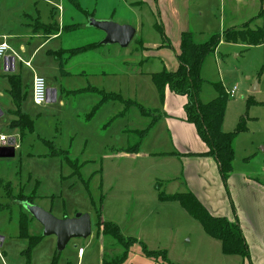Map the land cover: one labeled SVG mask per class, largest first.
I'll list each match as a JSON object with an SVG mask.
<instances>
[{
  "label": "crops",
  "instance_id": "crops-1",
  "mask_svg": "<svg viewBox=\"0 0 264 264\" xmlns=\"http://www.w3.org/2000/svg\"><path fill=\"white\" fill-rule=\"evenodd\" d=\"M260 1L220 0L218 10L215 7L217 0L132 2L131 5L136 7L148 6L151 10L154 9L159 17V26L157 24L154 27L160 33V41L152 42L150 37L145 36L150 42L147 43L142 34L134 38L132 51L140 54L141 58L137 64L142 65L143 61L148 63L150 59L158 61L157 71H145L144 76L149 78L162 69L174 72L178 66L183 33H191L195 41L197 38H204L206 41L211 35H222L226 29L239 28L250 20H255L259 12L263 11ZM106 2L108 3L104 6ZM111 2L112 0H0V44L6 43L10 48L0 70V124L3 132L13 138L16 146L12 158H0V213L17 209L15 218L12 215L0 217V264H55L57 253L61 252L57 250L55 237L43 236L42 227L30 218L27 219L28 232L22 231L20 223L21 219H26V215L24 206L17 202V198L19 200L32 191L29 187L32 180H40L49 171L54 175L61 174L58 166L66 162L59 155L60 152L70 159L72 165L89 161L90 158L85 153L89 145L87 139L71 154L76 124L83 123L85 126L94 122L99 115L106 119L112 117L121 120L126 113L129 46L120 48L117 45L102 44L105 35L88 25L91 19L129 25L121 13L124 8L126 11L123 12L126 14L128 1L114 0L113 3L119 5L110 8ZM192 4H195L193 9ZM207 7L214 17L219 13L221 22L218 33L208 26V16L204 17ZM103 10L109 12V15L97 17L96 14ZM191 16L195 17V32L191 31ZM251 22L248 27L257 29ZM163 36L169 41L171 48L163 41ZM220 44L244 46L228 44L223 40ZM86 45L91 46L89 50L78 54L72 52ZM146 53L151 56L144 57ZM135 74L139 76L143 73L136 72L133 76ZM34 75L43 77L47 88L55 90L54 102L49 96L45 105H33L31 86ZM155 91L160 101L158 92L156 89ZM256 91L257 88L254 92ZM106 94L119 96L121 99L105 101ZM120 100L125 103L122 104ZM185 103V97L165 90L164 101L160 102V106L164 115L162 117L167 118L171 151L169 154L149 153L140 157L171 159L179 164V177L174 180L182 183L184 191L181 193L193 194L213 217L225 218L230 222L237 220L249 249V257L242 259L240 264H264V188L262 190L254 184L255 180L252 181L244 173H232L225 189L215 160L205 155L206 145L199 139L194 126L185 121ZM107 106L109 107L106 108ZM117 106L119 109L115 110ZM110 107L113 113L108 111ZM53 118L56 125L40 127V123ZM175 118L178 119L177 122L173 120ZM160 119L161 114L150 126ZM65 123L69 127L66 133L71 137L67 136L65 144H58L57 138L63 130L58 125L63 126ZM45 129L48 131L47 135ZM35 145L38 152L27 150ZM120 152L122 151L117 150L114 157L122 158ZM72 174L78 173L75 171ZM228 186L232 190L231 194L226 192ZM173 209L176 210V206ZM63 215L66 214H62L59 219H64ZM14 219L15 229L10 231L9 224ZM38 236L40 238L33 245L31 239ZM97 239L101 264L104 245L101 238L97 236ZM74 241L71 240L68 244L78 246ZM80 249L83 250L81 254ZM85 254L86 251L81 246L78 247L77 264L83 263Z\"/></svg>",
  "mask_w": 264,
  "mask_h": 264
},
{
  "label": "rangeland",
  "instance_id": "rangeland-1",
  "mask_svg": "<svg viewBox=\"0 0 264 264\" xmlns=\"http://www.w3.org/2000/svg\"><path fill=\"white\" fill-rule=\"evenodd\" d=\"M113 1L110 8L119 5ZM127 1L128 10L124 14L123 8L121 13L126 17L129 26L135 29L134 38L142 34L147 43H150L148 37L152 42L160 41V33L154 27L157 24L159 26V17L153 11L154 9L151 10L148 6L131 5L137 0ZM261 4H263V11L259 12L257 18L251 23L256 25L257 29H261L263 43L257 46L218 45L215 52L209 54L202 64L199 100L201 103L207 104L224 96L222 132L236 133L239 128L242 129L236 134L233 141L232 173L234 175L246 174L252 181L255 180L254 184L263 190L264 0L260 1V7ZM219 5L220 0H217V6H215L217 10ZM191 7L193 9L195 4H192ZM207 9L204 17L208 16L209 18L208 26L218 33V26L221 22L219 13L217 12V17H214L210 13V8L207 7ZM107 15L109 12L105 10L96 14L97 17ZM80 16L82 17V15ZM194 21L195 17L191 16L193 23L191 31L193 32L196 29ZM215 24L217 27L214 28ZM248 29L253 30L249 27ZM145 36L148 37L145 38ZM134 38L128 47L129 75L127 81V99L133 104L126 108V113L121 120H115L112 117L106 119L99 115L94 122L85 126L83 123L80 125L75 123L77 125L74 127L76 135L74 141L72 140L74 148L71 150V154L84 139H87L89 145L85 153L90 158L89 161L85 164L74 165L63 163L58 166L59 173L61 171L60 175H54L52 171H49L40 180H32L29 184L32 191L27 192L26 196L24 195L26 198L33 197L34 206L50 213L57 219L62 214H66L62 216L64 219L69 216L73 218L76 214H87L90 217L91 236L87 239H75L74 242L78 243V246H73L72 243L68 244L63 251L57 253L55 264H57L58 258L59 264L62 262L77 264L76 256L80 246L86 251L82 264H100L97 230L100 234L102 226H98V222L116 225L125 239L134 238L137 242H141L149 252H165L166 259L171 264H240L241 257L224 255L220 242L210 238L200 223L185 213L177 202L159 201V194L165 197L172 196V194H180L184 188L182 183L174 180L179 177V164L174 163L171 159L140 157L149 153L169 154L171 148L166 127L167 118L162 117L164 116L162 106L155 95L156 88L151 78L144 76L145 71H157L158 61L150 59L148 63L143 61L142 65L137 64L141 58L140 54L132 51ZM203 39L197 38L196 41L199 43L204 41ZM149 56H151L150 53L144 55L146 58ZM136 72L143 74L133 76ZM216 86L221 87L222 91L220 92ZM232 88H236V93L233 98H230L227 92ZM256 88L257 91L254 92ZM151 96L154 97L152 101ZM140 108L150 114H161V119L151 127L150 123L154 120L153 114L143 115L139 111ZM116 109L119 107L117 106ZM111 110L112 107L108 109V111ZM173 120L178 121L176 118ZM47 124L50 127L56 125V120L49 119L45 123H40V127H45ZM102 124L105 125V128ZM61 126L58 125L63 130L57 138V143L65 144L67 136L71 137V135L66 133L69 128L66 123ZM143 130H146V134L137 152L141 155L133 156L128 153V149L137 140L135 133ZM47 134L48 131L45 129V135ZM27 150L35 153L39 149L35 145L28 147ZM117 150L122 151L120 152L122 158L114 157ZM75 171L78 174H72ZM226 192L231 194L232 190L229 189V186ZM17 202L23 206L27 204L19 201L18 198ZM173 206H176V210L173 209ZM15 211L1 212L0 217L12 215L15 218L17 216V211ZM24 212H26L25 206ZM14 224L15 219L9 224L10 231L15 229ZM139 243L130 248L127 259L122 264H167L161 260L162 254L160 253L155 258L147 257ZM119 251L120 247L111 240H106L103 248L105 256H114Z\"/></svg>",
  "mask_w": 264,
  "mask_h": 264
},
{
  "label": "trees",
  "instance_id": "trees-1",
  "mask_svg": "<svg viewBox=\"0 0 264 264\" xmlns=\"http://www.w3.org/2000/svg\"><path fill=\"white\" fill-rule=\"evenodd\" d=\"M251 21L253 20H250L239 28L226 29L222 35H211L206 41L200 43L195 41L191 33H183L180 39V54L177 58V69L174 72L162 69L160 72L151 75V81L158 92L161 103L164 101V92L166 89L176 96L186 98V103L183 107L185 121L194 126L199 139L206 145L207 152L205 155L215 160L221 181L225 188L227 187V181L233 168V141L236 134L239 131H242V129L239 128L236 133L222 132L221 126L224 118L225 98L224 96H220L218 99L213 100L210 103H201L199 100V93L202 84L200 71L205 58L209 54L215 52L221 40L228 44H246L247 46H257L263 43V34L261 29H248ZM161 35H163L162 32ZM163 39L164 42L166 41L165 43L167 46L171 48L169 41L165 38V36H163ZM90 47V45H86L74 49L72 52L74 54L83 53L89 50ZM216 88L220 92L222 91L221 87L216 86ZM104 98L105 101L109 99H121L119 96L112 94H106ZM120 101H122V104L125 103L123 100ZM131 104H133V102L126 101L127 107ZM139 111L143 115L150 114L142 108H140ZM152 114L154 116V120L152 121L153 123L158 120L159 114ZM145 134L146 130L135 133L137 140L133 146L129 147V154H137L138 148ZM59 155L66 163L72 165L70 159L66 158L64 154L60 152ZM158 198L162 202H177L189 216L200 223L204 232L210 238L220 242L221 251L224 255H235L241 257L242 259L249 257L248 245L236 219L234 222H230L225 218L213 217L195 198V196L188 192L166 197L159 194ZM19 201L25 202L29 205H34L33 197L26 198L21 196ZM24 214L26 215V219H21L20 225L23 232H28L29 222L27 219L30 218L33 222L35 220L27 211L24 212ZM97 224L98 226H102L100 234L99 230H97V236L102 239L103 245H105L106 240H111L115 243V245L120 247L121 251L114 256H105L103 254L101 264H122L127 259L130 248L139 242H137L134 238L125 239L120 234L117 226L112 223L100 224V222H98ZM40 237H42V235ZM40 237H33L31 239L33 245ZM139 244L143 248L144 254L147 257L155 258L159 256L160 253L162 254L161 260L167 264H171L166 259L165 252H149L141 242Z\"/></svg>",
  "mask_w": 264,
  "mask_h": 264
},
{
  "label": "water",
  "instance_id": "water-1",
  "mask_svg": "<svg viewBox=\"0 0 264 264\" xmlns=\"http://www.w3.org/2000/svg\"><path fill=\"white\" fill-rule=\"evenodd\" d=\"M90 27L102 32L105 35L102 44L117 45L120 48H126L132 42L135 36V29L129 25H118L112 21L89 20ZM11 61L12 58H11ZM55 101V90L48 89L47 99ZM14 142H11L13 145ZM14 149L0 148V158H12ZM26 211L42 227V235L45 237L53 236L56 239L58 251H62L71 240L87 239L91 235V221L87 214H76L73 218L57 219L50 213L41 208L25 204Z\"/></svg>",
  "mask_w": 264,
  "mask_h": 264
},
{
  "label": "built area",
  "instance_id": "built-area-1",
  "mask_svg": "<svg viewBox=\"0 0 264 264\" xmlns=\"http://www.w3.org/2000/svg\"><path fill=\"white\" fill-rule=\"evenodd\" d=\"M10 51L9 46L6 43H1L0 44V70L2 63L5 59L6 53ZM47 84L46 81L43 77L39 75H34L32 79V86H31V100L33 105L35 106H43L47 102ZM236 93V88H232L229 92H227V95L230 98H233ZM0 136L5 137L4 140L0 141V148H12L15 149V142L13 138L8 136L3 132V129L0 124ZM14 142L13 145H11V142ZM82 249L79 250V253H82Z\"/></svg>",
  "mask_w": 264,
  "mask_h": 264
},
{
  "label": "clouds",
  "instance_id": "clouds-1",
  "mask_svg": "<svg viewBox=\"0 0 264 264\" xmlns=\"http://www.w3.org/2000/svg\"><path fill=\"white\" fill-rule=\"evenodd\" d=\"M5 139V137H3V136H0V141H2V140H4Z\"/></svg>",
  "mask_w": 264,
  "mask_h": 264
}]
</instances>
